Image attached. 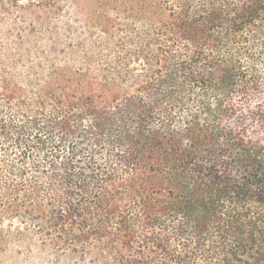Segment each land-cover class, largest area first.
<instances>
[{"label": "trees", "instance_id": "obj_1", "mask_svg": "<svg viewBox=\"0 0 264 264\" xmlns=\"http://www.w3.org/2000/svg\"><path fill=\"white\" fill-rule=\"evenodd\" d=\"M42 1L92 33L0 50V264H264V0Z\"/></svg>", "mask_w": 264, "mask_h": 264}, {"label": "rangeland", "instance_id": "obj_2", "mask_svg": "<svg viewBox=\"0 0 264 264\" xmlns=\"http://www.w3.org/2000/svg\"><path fill=\"white\" fill-rule=\"evenodd\" d=\"M13 3L0 0V50L13 53L9 62L17 70L53 62L54 53L59 57L57 64L79 63L67 59L65 52L74 51L84 40L88 46L92 30L69 1L61 2L60 7L48 1L47 8L42 7V0H21L19 6ZM51 53V60H45Z\"/></svg>", "mask_w": 264, "mask_h": 264}]
</instances>
